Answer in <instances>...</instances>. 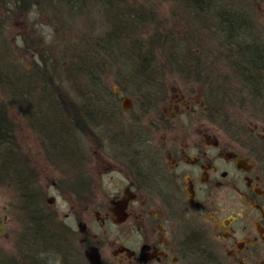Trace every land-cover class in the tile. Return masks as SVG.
Returning a JSON list of instances; mask_svg holds the SVG:
<instances>
[{"label":"rangeland","instance_id":"obj_1","mask_svg":"<svg viewBox=\"0 0 264 264\" xmlns=\"http://www.w3.org/2000/svg\"><path fill=\"white\" fill-rule=\"evenodd\" d=\"M13 1L16 6L8 8L0 0V52L7 82L0 92L3 134L17 138L16 149L24 161L32 162L30 171L26 168L20 171L26 176L24 179L33 184L39 202L49 205L50 213L72 225L78 235L75 246L83 250L82 254L78 252L79 257L84 262L91 261L92 254L85 245L87 239H81L85 237L82 223L93 230H99L100 226L94 214L96 205L80 198H88L97 190L83 185L80 174L90 180L108 178L111 150L105 138L94 136L90 128V119L97 117L96 107L100 106L97 100H103L99 91L107 86L110 92L120 86L132 94L140 91L137 86L153 89L167 86L175 92L185 90L186 86L212 85L211 127L237 128L241 114L247 109L234 96L235 90L243 92L239 76L226 62L229 52H233L232 40L227 45L222 37L218 38V33H223L222 25L212 12L203 15L208 21L202 20V14L197 18L187 10L184 0ZM126 1L131 3L128 14ZM214 7L216 13L221 9L243 12L250 22L251 35L264 42V0H219ZM116 16L122 29L111 38ZM230 33L234 34L231 30ZM246 39L240 36L237 41ZM186 53L200 59L190 61L191 66L186 61L190 69L196 70V75L183 73L171 60ZM211 62L214 64L206 66ZM21 79L27 80L26 89L18 86ZM221 84L223 90L227 85L225 95ZM144 92L143 89L138 94ZM50 107L60 115L61 121L62 113L65 115L69 141L63 153L69 157L60 158L49 141L45 142L50 149L49 158L45 151V155L42 153L40 133L31 117L42 119L41 115L50 111ZM82 146L84 166L79 164L77 156ZM8 183V179L4 180L0 186V214L8 215L13 223L9 240L0 245L9 250L18 237L20 256L24 244L21 240L30 231V220L25 213L10 209L17 192ZM95 195L98 204L104 206L108 202L104 189ZM51 198L54 202L50 204L47 201ZM109 250L106 246L103 254L112 261Z\"/></svg>","mask_w":264,"mask_h":264},{"label":"flooded vegetation","instance_id":"obj_2","mask_svg":"<svg viewBox=\"0 0 264 264\" xmlns=\"http://www.w3.org/2000/svg\"><path fill=\"white\" fill-rule=\"evenodd\" d=\"M3 1L8 8L16 6L13 0ZM4 71L0 52V92L7 83ZM238 76L243 93L235 90L234 96L247 110L234 129L211 127L212 87L192 85L173 92L167 86H135L140 91L130 94L120 86L109 92L106 86L99 91L103 100H97L90 128L105 138L111 154L106 181L80 174L83 185L97 190L80 200L96 205L100 226L93 230L82 223L81 239H87L92 254L87 264H264V83ZM226 86L223 90L221 84V92ZM141 88L145 92L139 95ZM31 119L49 158L44 118ZM2 124L0 106V186L8 179L17 192L10 209L25 213L30 227L34 211L47 212L58 226L71 227L76 242V230L50 213L49 205L36 209L32 202L22 203L18 175L21 169L30 171L32 162L23 160L17 138L4 135ZM78 150L83 165V146ZM100 189L108 195L104 206L96 200ZM12 223L0 214V244L9 240ZM19 241L9 250L0 245V264L17 263ZM106 246L112 261L103 254Z\"/></svg>","mask_w":264,"mask_h":264},{"label":"trees","instance_id":"obj_3","mask_svg":"<svg viewBox=\"0 0 264 264\" xmlns=\"http://www.w3.org/2000/svg\"><path fill=\"white\" fill-rule=\"evenodd\" d=\"M184 1V5L187 7V10L194 12L195 17L198 18V15L202 14V20L208 21L206 16L203 15L206 13L210 14L212 12L218 24L222 25L223 33H221V31L219 33L216 32L219 34L218 38L221 39L222 37L223 41L227 45L228 42H231V40L234 42H231L230 44V48L233 52H229V57L227 58L226 62L230 67H232V70L235 71L236 75L242 74L244 76H249L246 77V80L249 83H253L256 79H260L261 81L262 78L259 77L264 72V42L258 41L254 36L251 35L249 32V21L246 19L245 14L240 10L230 9H228V11L221 9V11H217L216 13V10H214L215 1L219 2V0ZM106 2L107 0H105V3ZM107 5L112 6L111 4ZM130 5L131 3H127V1L125 2L127 14L129 13ZM115 20L116 21L114 23H116V26L112 28L113 31L111 38L116 37L117 33H119V31L122 29V23L120 24L119 17L116 16ZM121 20H123V18ZM230 30L233 31L234 34H231ZM225 32L227 35L226 38L223 37ZM240 36H243L247 39L244 42H239L237 41V38ZM118 37H120V35ZM248 38L250 39L248 40ZM170 41L173 42V38ZM185 55H187V53ZM185 55L182 56V58L176 57L172 58L171 60L176 64L177 69L183 71V73L186 72L187 75H196V70L190 69V61H200V59L195 58L196 56L192 57L190 55ZM210 59L212 61L215 60L212 58ZM186 61H189L188 64L190 66L186 64ZM213 64L214 63L211 62L206 66L210 67V65ZM211 79L212 78L209 80ZM26 83L27 80L21 79L18 83L20 85L18 86H22L24 89H26ZM211 86L212 85L209 87L211 88ZM64 117L65 115L62 113L61 121L60 115L53 111V107L50 111L43 113V120L46 125L44 128H42L43 133L48 136L49 142L53 144V151L57 152L60 158L69 157L63 153L65 152L64 147L67 146L69 141L67 129L64 125ZM78 160L80 161L79 156ZM20 171H22V169ZM20 171L18 177L20 181V195L24 200L22 203L25 205L27 202H32L37 209V207L42 205L39 202V194L35 191V188H31V186L27 184L28 181L24 179L25 177H23ZM38 211L44 210L39 209ZM34 212L33 225L31 226L30 231L22 238L23 240H21V242L24 244H21L22 247H20V249L22 250V253L19 256L16 264H22V262L24 264L25 261L27 262L25 264H85L84 261H82L81 256L79 257L80 254L78 253V249L73 244L71 227L69 225L63 224V222L62 225L58 226L54 218L46 215L47 212L46 214L37 213V211ZM60 227L62 228V231H60Z\"/></svg>","mask_w":264,"mask_h":264},{"label":"water","instance_id":"obj_4","mask_svg":"<svg viewBox=\"0 0 264 264\" xmlns=\"http://www.w3.org/2000/svg\"><path fill=\"white\" fill-rule=\"evenodd\" d=\"M51 201H52V200H51ZM124 207H125V206H122V212H121L122 214H123Z\"/></svg>","mask_w":264,"mask_h":264}]
</instances>
